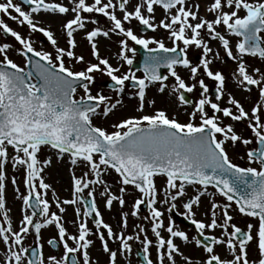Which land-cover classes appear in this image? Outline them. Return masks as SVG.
Returning <instances> with one entry per match:
<instances>
[{
	"label": "snow or ice",
	"instance_id": "obj_1",
	"mask_svg": "<svg viewBox=\"0 0 264 264\" xmlns=\"http://www.w3.org/2000/svg\"><path fill=\"white\" fill-rule=\"evenodd\" d=\"M202 3L205 15L200 14L201 0H138L135 3L132 0H20V3L0 0V14L26 25L31 33H41L54 49V55L35 49L30 38L0 19V34L14 38L19 45L14 48L8 42L0 43V215L7 225L0 226V245H3L0 264H99L88 251L93 244L88 238L90 235L98 237L102 251L107 254V264H117L118 256L130 254L133 240L142 246L143 264H177V257L180 264H264V71L254 67L249 72L245 60L252 57L264 62V0H202ZM22 5L27 6V10ZM157 7L161 9L159 20L156 19ZM40 13L61 17L71 13V18L61 25L66 47L59 46L50 28L42 26L35 18V14ZM96 14L106 18L105 26H100ZM133 20L144 31L163 29L171 47L166 46L163 39L137 35L131 27L124 26ZM89 23L94 27L88 29ZM78 31L84 32L95 63L85 62L82 54H76L75 33ZM111 34L122 37L118 41V59L125 65L133 64L128 53L135 55L136 51L129 46V41L145 49L143 76H137L130 68L117 75L120 67H114L100 56L99 37L109 38ZM230 37L236 38L234 43ZM209 41H217L226 58L235 63L233 79L238 87L248 93L255 89L258 99L250 109L245 110L230 92L227 106L221 107L225 76L210 67L213 60L221 57L219 52L213 51ZM192 47L200 50L199 62L195 65L187 56ZM10 50L24 58V67L10 58ZM73 63H85V67L77 71L71 66ZM177 66L189 71L191 84L177 73ZM161 67H165L168 76L175 81L172 91L176 95L172 103L191 106V111L185 109L184 122L177 119L176 114L169 116L162 108L144 113L147 88L157 86L161 94L166 90L164 82L168 76L158 72ZM201 71L204 77L215 82L214 101L208 96L205 80H197ZM97 72L112 82L108 87L117 97L114 101L100 91L92 94ZM34 78L38 83L32 82ZM197 85L199 99L191 101L185 93H192ZM129 86L134 89L131 97L139 101L135 111L140 115L119 119L112 124L111 131L94 125L93 116L101 115L97 110L102 107V115L107 118L121 105L122 93ZM78 89H82L83 94L75 99ZM147 103L155 105V100ZM197 117L199 122L195 123ZM224 119L231 122L225 124ZM236 122H246V130H250L251 135L238 134ZM229 143L245 147L255 144V147H247L243 157L248 166L232 162L226 150ZM42 147L54 150L57 160L66 156L71 166L82 165L85 169L78 177L73 168H69L73 173L71 199L52 201L60 214L51 211L47 198L50 185L45 182L43 172L52 161L39 159ZM9 163L13 170L23 169L26 189L25 193H20L16 188L22 202V216L16 228L12 226L5 199ZM112 171L118 174L121 195L113 194L103 179ZM157 176L166 177L159 190L155 184ZM11 183L17 184L15 177ZM98 185L102 186L99 194L108 209L114 201L123 208L126 186H132L139 196L131 206V215L139 218L140 206L147 204V215L143 219L150 225L151 238L143 225H136L133 235L124 234L127 212L121 214V230L114 232L103 221L95 202ZM209 186L214 189L211 193ZM189 188L194 194L184 200ZM85 190L88 199L83 195ZM161 192L164 199H159ZM217 194L223 201L214 199ZM203 195L210 197V207L205 213L210 215L206 221L196 219L194 211ZM178 199L182 200L184 209L181 215L190 221L198 235L190 238L176 227L171 216L165 225L164 213L156 205L174 210ZM64 205L74 206L75 219L71 223L75 233H69L64 226ZM230 210L257 220V224L248 223L246 230L242 229L232 223ZM93 214L94 229L87 224ZM50 226L54 227L55 234L46 243L52 249H62V254L45 257L41 230ZM28 235H33L35 247H25ZM177 240L185 247L192 245L202 256L194 261L182 251ZM109 241H118V247L111 249ZM217 248L221 252H217Z\"/></svg>",
	"mask_w": 264,
	"mask_h": 264
},
{
	"label": "rangeland",
	"instance_id": "obj_2",
	"mask_svg": "<svg viewBox=\"0 0 264 264\" xmlns=\"http://www.w3.org/2000/svg\"><path fill=\"white\" fill-rule=\"evenodd\" d=\"M14 2L17 3L16 0H14ZM65 2H66V0H65ZM89 2H91V0H89ZM135 2H138V0H132V3H135ZM129 9L131 10V5H129ZM13 14H15V13H13ZM200 14L205 15L202 0H201ZM96 15L98 17L100 26H105L107 23L106 18L103 17L102 15H99V14H96ZM117 15L118 16L120 15L118 10H117ZM35 18L39 21V23L42 26L50 28V30L55 34V36L58 40L59 46L66 47V41L63 38L64 32H63L61 25L68 18H71V13H69L68 15H66L64 17L58 16V15H50V14L40 13V14H35ZM160 18H161V9L159 7H157L156 19L159 20ZM0 19H3L11 28L18 31L22 36H26V37L30 38L31 41L33 42V47L35 49H37V50L42 49L44 51H49L50 53H52L54 55V49H52V47L49 44V42L47 41V39L45 37H43V35L41 33H39V32L31 33L27 29L26 25H20L17 22H14V21L8 19L7 17H4L2 14H0ZM124 26L126 28L131 27L132 30L134 31V33H136L137 35H143L145 37H148L147 35L138 32L137 27L139 26V24L135 20H133L131 22V24L126 23ZM92 27H94V25H92L90 23L87 25L88 29H91ZM218 30L222 31V29H218ZM158 31L161 33V36L156 38V39H163L166 46L171 47V43L168 40L167 36L164 34V30L159 29ZM121 38L122 37H120L116 34H111L109 38L99 37L98 48H99L100 56L107 58L109 60V62L114 67L115 66L120 67V72H118L117 75H120L125 71H128L130 68L131 71L136 73L137 76H143V73L132 70L131 66L123 64L122 61H120L118 59V51H119L118 41ZM205 38L207 39V37H205ZM75 39H76V44H77V47L75 49L76 54L77 55L82 54L84 56L85 62L91 61V62L95 63L96 61L90 55V46L87 44L86 40L84 39V32H81V31L76 32L75 33ZM235 39H236L235 37H230V40L233 43L235 42ZM2 42H8V43L12 44L14 46V48L19 47L18 43L15 42L14 38H11V40L5 39L3 37V35L0 34V43H2ZM209 43L214 44L213 51L219 52L220 57H221L220 59L213 60V63L211 64L210 67L213 71H216V70L221 71L223 73V75L225 76V95L222 98V100L219 102L221 107L227 106V94L230 92L234 95V97L237 100H239L242 103L245 110L250 109V107L255 103L256 99H258V96L256 94L255 89L253 88V91L251 93L242 91L238 87L237 82L233 79V72L235 69V63L226 58L222 48L218 47L217 41H209ZM129 46L135 47V45L131 41H129ZM128 55H129V57H131L133 59V62L138 60V58H139V56L136 53H135V55H133V53H128ZM9 56L15 63H17L21 67L25 66L24 58L22 56L18 55L14 50L9 51ZM187 56L193 65L198 64L199 56H200V50L195 48V47H192L188 50ZM245 60L248 64V71L249 72H251L254 67H260L261 70L264 71V62H261L258 58L245 57ZM65 62L68 63L67 58H65ZM71 66L73 67L74 70L79 71V70H82L83 67H85V63H81V64L73 63ZM176 71L181 76V78L185 80L186 83L191 84L193 82L189 78L190 73L188 70L177 66ZM94 76H95V83L92 85V94L95 95V93L97 91H100L103 95L108 96V97H112L113 101L115 99H117V97L115 96L113 91H109L106 88H104V86H103L104 83L110 82V79L106 75H103L102 73H99V72L94 73ZM166 76H168V74H166ZM200 78H203L205 80V83L210 88L215 90V82L213 80L207 78V77H204L202 71L197 76V80ZM126 83H128V82H126ZM164 83L166 84V86L168 87V90L170 91L164 98V99H166L168 108H167V106L164 107L158 101H157L158 103H156V101H155V105H149L147 103L148 101H151V96L149 95V93L151 91V86H149L146 90L144 113H151L155 110L154 107L163 106L164 109L166 108L168 110V114L170 116H172L173 114H176V118L179 119L181 122H184L187 119V117L185 115V109H187V111H191V106H186L185 108L181 109V108H179V106H177V102L175 104L172 103V101L174 100V97L176 95V93H174L172 91L173 87L175 85L174 78H172L171 76H168V79ZM197 87H198V85H197ZM197 87H196V89H194L193 94L195 95L196 99H199L198 94H197ZM133 92H134L133 89L131 90L129 87H126L124 92L122 93L121 105H119L113 112H111L107 118L103 117L102 107H101L98 110V112L101 113V115L93 116L92 123L96 126H101V127H104L106 130L111 131V130H113L112 124L115 122H118L119 119L126 118L130 115H140V113L135 111V108L138 105L139 101L137 98L131 97V94ZM82 94H83L82 89H79L74 94V98L79 99ZM212 100L214 101V99H212ZM233 110L235 111L234 108H233ZM210 113H211V110L209 109V114ZM194 122L195 123L199 122L198 117L196 118V120ZM223 122L225 124H227V123H230L231 121L229 119H224ZM108 126H110L111 128L107 129ZM234 126H235V130L238 134H241L244 137H249L251 135L250 130H246V122H236L234 124ZM249 146H254V143L252 145H249ZM247 147H245L239 143H237L235 146H232L230 143L228 145H226V150H227L228 155H229V157L233 163H237L243 167L248 166L246 159H243V157L245 156L244 151H245V149H247ZM53 151L54 150H52L51 148L42 147V149L39 153V159L43 160L46 158L47 159L52 158V163L50 165H53V163L55 161L57 164L58 173L61 172L63 167H65V170L63 172L64 175H66V182H67V184H66V182L63 183V185H65V191H62V192L56 191L55 189H53L54 186L52 185V183H48L50 185V188L47 190V198L50 201L51 211L57 212V214H60L58 209L55 207V204L52 203V201L57 199V198H59L60 200H64L65 197L71 198V187L68 183H69V180L71 181V175L73 173L69 171V168L70 167L73 168L75 175L78 177L82 176L85 169L82 165L81 166H71L68 163V159L66 156L63 159L57 160L56 156L53 154ZM9 153L10 154L12 153L11 148H9ZM252 166L255 167L256 165L253 164ZM48 171L49 170H48V166H47L43 172L44 180H46L48 178V176H47ZM13 177H15L17 184L15 186L12 185V188L10 187V190H9L10 196L9 197L7 196L8 200L6 201V208L10 210L8 212V215H9L11 221L16 219V218L20 220V218L22 216V213L20 211L21 206H22V202L17 197L16 188L19 189L20 193H25L26 189H25V186L23 183V169L21 168L19 170H13L11 168L10 163H9L7 166V180H6V182L11 183V179ZM103 179H104L105 183L109 186V188L113 194L121 195L119 193L118 189L122 185L119 182V177H118L117 173L112 171L109 174L104 175ZM165 180L166 179H164L161 176L155 177V184H156V187L158 190L163 187ZM126 188H127V191L123 194V198L125 200V204H124L123 208L120 207L118 202L114 201L115 204H117V208L115 209L116 213H113V215H114V221L117 223V225L116 226L113 225V226L117 229V232H119L121 230V228H120L121 214H122V212H127L128 213L127 228L124 229V234L125 235H133L136 232L135 226L136 225H143L148 229V235L151 238L152 234L150 231V225H149L148 221L143 219V217L147 215V212L142 213L141 211H139V218L133 217L131 215V206L134 203L135 199L139 196V193L130 185L126 186ZM102 190H103L102 186H99V185L96 186L95 202H96V204L101 205L100 207H99V205H97L101 215L103 213H105V211H107V208L105 209L104 198L101 197L99 194L100 191H102ZM213 191H214V189H212V188L208 189L209 193H211ZM53 192H55V196H53ZM86 193H87V190H85V192L83 194L85 199H87ZM192 194H194V190L192 188H189L186 196L184 197V200H186ZM159 199H164L162 192L160 193ZM214 199L217 202L223 201V198L220 197L218 194L214 197ZM175 203L177 204V208L174 209L173 212H176V214H178L179 217L180 216L185 217V216L181 215V213L184 212V209L182 208V200L178 199ZM14 207H16V209H17L16 213H12V210ZM82 207H83V205H82ZM156 207H158L164 213L163 219H164V223L166 225L168 222L169 216H171V218H172L171 210L168 209L167 206L161 205L159 203L156 205ZM209 207H210V197L208 195H203L201 197L199 207H194V211L196 212L195 218L199 219V220H205V221L208 220L210 213H209V215H205V213L208 211ZM234 207L235 206L233 205V208ZM230 214L233 216L232 223L237 224L241 228H243L244 226L247 227V224H245L246 222L251 223L252 221H255V219L247 217V216H243L234 210H230ZM218 215H219V213H218ZM74 219H75V216H74ZM172 220H173V218H172ZM173 222H174V220H173ZM87 224H88L89 228L94 229V223L92 222V220L90 218L87 219ZM175 225L177 228L185 231L190 238L193 236V234L190 231L188 232L183 225L178 224V223H175ZM0 226H7V225L3 224V216L2 215H0ZM129 227H130V229H129ZM72 228H73V231L75 233L76 229L74 227H72ZM54 234H55L54 227H51V226L41 230V240L43 243V249L42 250H43V254L45 257H47L50 254L57 255V256L62 254V249H57L58 251L55 253V252H53V250H51L49 245L46 243L47 239ZM162 234L166 236V233H162ZM88 238L93 241V244H92L93 249L89 248V250H88L90 253V256L93 258V260L99 261V264H107V254H105L102 251V247H101V244H100L98 237L95 235H90ZM176 242L181 245L182 251H184L185 254L193 257L194 261H195V259L202 256V253L198 249L194 248L192 245H188L187 247H185L183 245L182 241L177 240ZM69 243H71V242H69ZM130 243H131V249H132L131 253L125 254L124 256H118L117 257V264H138L137 258L135 257V252H136V249H141L143 252L142 246L136 240H133ZM108 244H109V247L111 249L115 250L118 247L119 242L118 241H116V242L109 241ZM24 245H25V247H28L29 245L35 246L33 244V235H28L26 237V239L24 241ZM2 248H3V245H0V249H2ZM216 251L221 252V249L217 248ZM1 252L2 251H0V253ZM152 258L155 259L154 249L152 250ZM177 261L180 264V258H178Z\"/></svg>",
	"mask_w": 264,
	"mask_h": 264
},
{
	"label": "bare ground",
	"instance_id": "obj_3",
	"mask_svg": "<svg viewBox=\"0 0 264 264\" xmlns=\"http://www.w3.org/2000/svg\"><path fill=\"white\" fill-rule=\"evenodd\" d=\"M210 46L213 48L214 47V44L213 43H209ZM52 161V158L50 159ZM57 164L56 162L54 161L53 165H49L48 166V178L45 180V182L47 183H52V185L54 186L53 189H55L56 191H59V192H62V191H65V185H63L64 182H66V175H64V170H65V167L62 168L61 172L58 173V170H57ZM67 184V182H66ZM71 187V181L69 180V183H68ZM12 183H7L6 182V188H5V199L6 201L8 200L7 199V196L9 197L10 196V187L12 188ZM65 199H71V198H68V197H65ZM99 205V204H97ZM101 205H99L100 207ZM64 207L66 208V212L63 213V221H64V226L67 228L68 232L69 233H74L73 231V225L71 223V221L74 220V206H69V205H64ZM117 208V204H115V202H113V205L111 207V209H108L107 208V211H105V213L102 214V218H103V221L105 223H108L114 232H117V229L113 226V225H117V223L114 221V215L113 213H116V209ZM106 209V207H105ZM104 209V210H105ZM17 212V209L16 207L13 208L12 210V213H16ZM18 222H19V219H14L12 220V226L13 228H16L18 226ZM130 229V227H129ZM128 229V230H129ZM105 235H106V232H105ZM90 249H93L92 245L90 246ZM93 252V251H92ZM179 257H177V260H178ZM177 264L178 261H177Z\"/></svg>",
	"mask_w": 264,
	"mask_h": 264
},
{
	"label": "flooded vegetation",
	"instance_id": "obj_4",
	"mask_svg": "<svg viewBox=\"0 0 264 264\" xmlns=\"http://www.w3.org/2000/svg\"><path fill=\"white\" fill-rule=\"evenodd\" d=\"M17 1V3H20V1L19 0H16ZM22 7H24L26 10H27V6H24V5H22ZM43 14V13H42ZM145 35H147L148 37H155V38H158V37H160L161 36V33L159 32V31H156V32H151V33H146ZM5 39H9V40H11V38L12 37H10V36H3ZM154 47V46H153ZM207 85V84H206ZM151 86V91H150V93H149V95L151 96V100H155L156 101V103H158V102H160L164 107L165 106H167V102H166V99H164L165 98V96L170 92L169 90H168V87L166 86V90H165V92L163 93V94H161L160 92H158V90H157V86H152V85H150ZM208 86V85H207ZM208 89H209V91H208V96H209V98H212V99H214L215 100V98L214 97H212V95L210 94L211 93V91H213L214 89H212V88H210L209 86H208ZM199 92H200V89L198 90L197 89V94H198V98H199ZM185 95H186V97L189 99V100H191V101H195V100H197L196 99V97H195V95L193 94V92L192 93H185ZM158 101V102H157ZM159 103V104H160ZM163 106H159V107H154V109H158V108H162V109H164V107ZM177 106H179V104H178V102H177ZM186 106H190V105H185V106H179V108H185ZM167 108H168V106H167ZM166 109V108H165ZM167 110V109H166ZM167 112H168V110H167ZM211 114V113H210ZM169 115V114H168ZM170 116V115H169ZM110 129L111 127L110 126H108L107 127V129ZM254 146H255V144H254ZM254 146H248V147H254ZM246 151H247V149H245V151H244V153H246ZM241 166V165H240ZM243 167V166H242ZM176 221V223H178V224H182V223H179L177 220H175ZM251 222V221H250ZM252 224H257V220H255V221H252L251 222ZM245 224H248V222H246ZM186 228V230L189 232H191L193 235H196V232L194 231V228L193 227H191V228H187V227H185ZM242 229H244V230H246V227L244 226ZM216 234L218 235L219 234V230L217 229L216 230ZM3 255V253L1 252L0 253V256H2ZM251 256H252V254H251V251L249 252V259H251Z\"/></svg>",
	"mask_w": 264,
	"mask_h": 264
},
{
	"label": "water",
	"instance_id": "obj_5",
	"mask_svg": "<svg viewBox=\"0 0 264 264\" xmlns=\"http://www.w3.org/2000/svg\"><path fill=\"white\" fill-rule=\"evenodd\" d=\"M138 30H139V32H146V31L142 30V26H140V27L138 28ZM147 31H149V30H147ZM136 52H137V54H139L140 58H139V60H137L136 62H134V63L132 64V68H133L134 70H136V71L139 70L140 72H143L142 65H143V62H144V58H145V55H146V51H145V49H143L141 46L137 45V46H136ZM29 55H30V54H29ZM33 59H38V58L33 57ZM26 70H30V69H26ZM163 71H166V72H167V69H166L165 67H161V68L158 69V72H159L161 75H163ZM143 74H144V73H143ZM32 82H33V83H38V80H36V79L34 78ZM110 83H111V82H110ZM108 85H109V83L105 84V86H106L107 88H109ZM109 89H110V88H109ZM212 94H213V96H215V93H212ZM209 187H211V186H209ZM141 210H142L143 212L147 210V204H146V203L143 204V205H141ZM90 218H92V220H94V216H92V217H90ZM183 223H185L187 226H190V225H191V223H190V222H187L186 220H184ZM198 238H201V239H202V237H198ZM52 250L57 251L56 249H52ZM28 256H29V257L31 256V250L29 251ZM136 257H138V259H139V264H143V256H142V254H141L140 251L137 252Z\"/></svg>",
	"mask_w": 264,
	"mask_h": 264
}]
</instances>
